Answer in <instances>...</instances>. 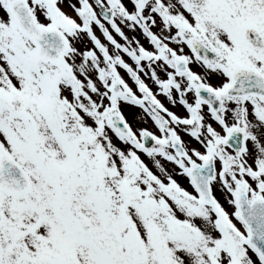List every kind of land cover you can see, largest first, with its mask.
<instances>
[{
	"label": "snow or ice",
	"instance_id": "1",
	"mask_svg": "<svg viewBox=\"0 0 264 264\" xmlns=\"http://www.w3.org/2000/svg\"><path fill=\"white\" fill-rule=\"evenodd\" d=\"M0 264H264V0H0Z\"/></svg>",
	"mask_w": 264,
	"mask_h": 264
}]
</instances>
